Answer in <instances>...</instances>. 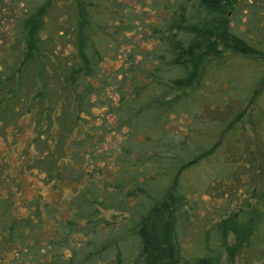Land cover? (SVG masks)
<instances>
[{
	"label": "trees",
	"instance_id": "trees-1",
	"mask_svg": "<svg viewBox=\"0 0 264 264\" xmlns=\"http://www.w3.org/2000/svg\"><path fill=\"white\" fill-rule=\"evenodd\" d=\"M64 2L0 5V264H264V0ZM199 166L255 202L191 253Z\"/></svg>",
	"mask_w": 264,
	"mask_h": 264
},
{
	"label": "rangeland",
	"instance_id": "rangeland-1",
	"mask_svg": "<svg viewBox=\"0 0 264 264\" xmlns=\"http://www.w3.org/2000/svg\"><path fill=\"white\" fill-rule=\"evenodd\" d=\"M62 3L60 6H65L67 1ZM243 3H247L249 0H241ZM255 1V0H254ZM14 0H5L0 3L1 7L4 6V15L5 20L7 21L9 18V14L11 13L12 9V3ZM54 12H61L62 8L59 6L54 7ZM1 12V11H0ZM2 14H0V28H5L4 21L1 20ZM245 19L247 20L248 13L244 14ZM4 30V29H2ZM4 31L0 33V61L4 60V55L13 56L16 53V48L14 46L8 45L5 42V36ZM244 103V102H243ZM241 104L240 102L236 103V105ZM234 106H227V110L232 109ZM236 107V106H235ZM234 109V108H233ZM218 117H226L228 113H217ZM11 119V118H10ZM243 126L246 130V134L248 135L249 140L251 141V138L254 140L255 137H257V133L254 129V123L251 121V118L244 117L242 119ZM9 123V122H8ZM258 125V123H256ZM255 124V126H256ZM30 132H28L29 134ZM3 133H0V151L7 148V144L4 142L5 138L2 136ZM252 140V141H253ZM253 144V142L251 143ZM43 147V146H42ZM254 148V146L252 147ZM233 158H236L237 153L233 154ZM200 166L196 170H191L187 173V177L189 179L190 183H194V185L198 186V188L190 194L191 204L193 206V211L191 212V220L187 224V229L185 228L184 233L181 237L182 244L184 248L189 251L193 252L195 251L196 247L199 243H201V239L203 238L204 234L207 232V230H210L215 224H217L220 219L224 217L230 216L235 211L239 210L241 207H245L247 204H251L255 202V197L253 195H250L251 192H248L247 190L241 191V193L237 196H231L227 197L224 200H220L218 198L219 195H221V192H215L214 195H211L208 191V186L205 184V177L203 178L202 171L200 170ZM204 172V171H203ZM207 178V177H206ZM204 179V180H203ZM249 183L251 186V190L254 188L256 180L253 177H249ZM216 190V188H214ZM231 239H234L233 235L231 236ZM223 264H253V262L249 259V256L246 257V255H243L242 253L238 254L235 257L234 263L231 262H224Z\"/></svg>",
	"mask_w": 264,
	"mask_h": 264
}]
</instances>
